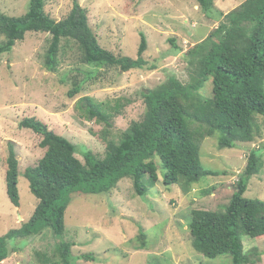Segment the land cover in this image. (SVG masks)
<instances>
[{
  "label": "rangeland",
  "instance_id": "rangeland-1",
  "mask_svg": "<svg viewBox=\"0 0 264 264\" xmlns=\"http://www.w3.org/2000/svg\"><path fill=\"white\" fill-rule=\"evenodd\" d=\"M75 0H44L45 12L55 21L64 19ZM87 11L90 27L99 45L116 57H137L140 33L145 35L147 49L142 57L143 69L122 72L118 67L98 68L81 63L77 44L62 39L55 72L44 67L50 35L26 33L13 50L0 57V236L20 228L28 221L38 203L31 194L24 170L35 167L45 150L39 147L41 137L19 127L24 118L36 117L56 134L76 146V158L90 151L102 158L105 144L103 131L117 142L120 134L145 113L142 91L152 90L169 76L182 84L189 83L190 71L186 53L194 45L227 24L206 18L194 0H76ZM246 0H213L223 15ZM29 0H0V12L8 16L24 15ZM174 40V44L170 42ZM79 85V93L69 91ZM212 79L208 78L200 95L212 97ZM96 103L118 106L109 127L103 122L86 121L76 109L81 97ZM260 136L252 143L219 149L215 137H205L200 145V162L206 169L220 172L192 185L186 192L180 185L165 187L158 171L156 183L148 177V189L138 197L128 178L121 179L107 195L77 193L65 211V232L61 241L71 242L76 264H232L230 257L207 259L191 247L188 224L193 210L221 211L228 204L233 186L246 165L250 149L264 146V118ZM198 124H192L196 128ZM13 143L18 160L17 188L19 206H13L6 194L5 172L8 145ZM158 164V160H155ZM259 174L251 177L244 197L264 201V154ZM145 235L144 247L138 250V236ZM58 238V237H57ZM50 230L28 239L11 242L15 252L2 264H39L36 253L53 255L58 242ZM244 252L264 264V236L242 237ZM137 249V250H136ZM92 254L96 262L80 259Z\"/></svg>",
  "mask_w": 264,
  "mask_h": 264
},
{
  "label": "trees",
  "instance_id": "trees-1",
  "mask_svg": "<svg viewBox=\"0 0 264 264\" xmlns=\"http://www.w3.org/2000/svg\"><path fill=\"white\" fill-rule=\"evenodd\" d=\"M194 1L204 17L227 20L215 31L219 39L211 34L187 51L188 84L169 76L154 89L142 91L144 116L132 122L117 142L109 140L106 131L101 132L100 139L105 144L102 158L87 151L81 162L75 156L76 146L44 122L36 117L19 122L20 128L41 137L39 147L45 152L35 167L24 170L29 190L38 203L27 222L0 236V264L15 252L12 241L32 238L45 230L62 239L65 211L77 193L107 195L121 179L128 178L134 193L145 197L148 189L143 178L156 183L158 171L163 186L180 185L187 192L199 181L221 175L200 162V145L205 137L216 136L219 149H231L238 143H252L260 136L257 117L264 118V0H246L225 15L215 8L213 0ZM44 4V0H29L26 13L17 17L0 12V57L10 53L26 33L33 32L50 35L44 56V67L49 72H55L59 66L62 39L77 44L85 65L118 67L122 72L146 66L142 57L147 49L144 34L139 35L135 59L116 57L99 45L87 11L76 0L60 21L45 12ZM170 42L174 44V40ZM208 78L212 79V97L204 98L199 92ZM79 90L75 82L69 97ZM75 107L86 121L103 122L107 127L118 111L117 105L111 108L88 96L78 99ZM192 124L198 125L192 128ZM263 154L264 146L250 149L223 210L191 212V247L201 256H228L232 264L259 262L244 252L242 237L264 236V201L244 197L249 180L261 171ZM6 164V194L10 203L18 207V160L13 143L8 145ZM143 239L145 235L140 230L138 240L142 241L138 250L145 246ZM73 246L60 240L53 255L36 253V258L39 264H76L71 253ZM80 259L97 261L92 254H83Z\"/></svg>",
  "mask_w": 264,
  "mask_h": 264
}]
</instances>
